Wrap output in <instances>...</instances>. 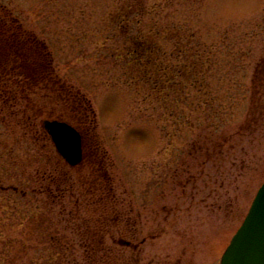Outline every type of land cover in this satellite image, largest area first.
<instances>
[{
	"label": "rangeland",
	"instance_id": "obj_1",
	"mask_svg": "<svg viewBox=\"0 0 264 264\" xmlns=\"http://www.w3.org/2000/svg\"><path fill=\"white\" fill-rule=\"evenodd\" d=\"M145 2L155 7L138 25L130 21L128 35L149 36L155 25L162 35L189 42L191 38L193 45L201 44L200 51L204 46L213 51L209 58L208 49L202 51V61H209L210 68L204 78L197 76L184 109L199 125L194 129L181 120L175 123L172 116L163 121L160 107L150 105V83L143 68L133 62L126 65L118 57L126 38L117 20L129 1L0 0L1 12L44 43L53 75L90 101L96 115L89 138L94 142L96 136L100 142L114 193L102 190L107 181L101 169L90 163L69 166L46 142L55 172L68 169L70 180L61 187L73 190L74 197L67 191L56 204L52 200L43 224L31 217L44 207L47 173L54 172L53 167L28 169L30 175L37 173L36 180L27 189L33 193L22 200L0 190V264H45L49 255L51 264H83L85 247L77 229H86L90 237L102 231L106 247H114L112 253L120 256L119 264H134L135 257L138 264H220L264 181V0ZM171 41L168 49H173ZM190 77L180 86L192 87ZM34 98L43 112L38 123L67 110L56 94L38 93ZM204 99L210 109H202ZM195 104L200 106L191 112ZM23 106L13 108L16 114L6 119L21 118ZM32 134H24L15 122L0 124V156L11 149L15 159L0 157V171L29 167L42 143L34 142ZM56 160L62 164L56 165ZM95 178L98 187L89 193L87 187ZM20 179L2 175L0 187L25 190ZM76 199L80 208L74 216L79 217L71 218L68 213ZM56 233L62 241L53 243L48 236Z\"/></svg>",
	"mask_w": 264,
	"mask_h": 264
},
{
	"label": "trees",
	"instance_id": "obj_2",
	"mask_svg": "<svg viewBox=\"0 0 264 264\" xmlns=\"http://www.w3.org/2000/svg\"><path fill=\"white\" fill-rule=\"evenodd\" d=\"M126 1L130 2L128 3V8L124 11L125 13L123 12L118 15L117 20L119 21L117 27L126 38L124 43L126 48L123 49V54H120V56L118 54V57H123L126 65L133 62L143 68V74L150 83V105H157L160 107L158 109L161 111L163 121H167V118L172 116L175 117V123L177 120H181L187 128L194 129L199 125L187 118L184 109L188 104V99L192 97L191 93L195 87V81L198 80L197 76L201 75L204 78V73L208 72L210 68L209 61H202L203 57H206V55L202 54V51L208 49V58L211 57L210 54H213V51L210 47L207 48V46H204V50L200 51L201 44L193 45L191 38L189 42V39L174 40L175 38L173 39L172 36L162 35L161 30L155 25L150 27L149 36L141 32L128 35L130 21H136L135 23L138 25L142 21L147 10L150 9L151 11V8L155 6L150 5V8H148L145 0ZM5 21H10V23L6 24ZM138 21L139 23H137ZM31 32L26 31L22 23L13 19L10 14L0 11V124L15 122L22 128L24 134L34 132L31 136L34 142H42L38 145V148L35 149L33 157L30 158L32 161L28 164V168L24 167L21 171L10 173V170L3 167L4 169L0 171V177L3 175L15 180H21L20 177L23 178V187L27 188H25V190H20L17 185H9L5 188L0 187V190L4 192H13V194L18 195L20 200H22L28 193H33V191L27 189L28 185L36 180L35 175L37 173L33 174L31 172L30 175L28 171L29 168L33 165L41 167H43V165L46 167L50 165L55 172L56 167L51 165L53 163L52 159L54 160V158L49 155L45 144L46 142L51 143L50 138L43 127H41L42 123H40V121L39 123L37 122V118L41 117L43 112L36 104L34 95L41 93L44 97H50L56 94L59 101H61L64 106H67L65 107V109H67L66 111H60L53 119L65 121L80 132L82 136L83 160L79 166L84 165V163H90V166L96 167L97 170L101 169L102 179L107 181V184L102 186V190L105 188L108 193L114 195L111 191V177L105 170L107 168H105L104 154L100 149V142L99 140L96 142L95 134L93 135L95 136L94 142L91 140L92 137L89 138V133L95 132L93 123L95 122L96 115L91 107L90 101L78 90L73 91L68 84L61 82L53 75L51 60L49 58L50 54L45 50L46 47L44 43L37 38L35 33ZM170 41L173 42V49H168ZM189 75H191L192 87H187L185 84L184 87H181L180 81L186 76L189 77ZM203 89L207 90L206 88ZM203 89L201 88L200 92ZM210 92L211 91L207 90L206 94H203L208 98L211 96ZM170 97L172 98V103L168 102V100L171 99ZM179 103H182L183 107L178 105ZM22 104L25 106L21 107V109H23L20 111L21 118L11 119L12 121L7 120L6 117L8 118L16 114L15 111H12L13 108ZM200 104L204 110L210 109L211 107L207 99L202 100ZM200 104L191 106L192 109L190 111L192 112L198 109ZM9 108H11L10 111ZM171 108H174V111H172ZM152 109L154 110V107H152ZM181 114H183L182 117ZM45 119L42 118L41 120L43 121ZM89 145L93 146V149L89 148ZM11 152V149L4 151L1 153L0 157H7L10 161L14 162L15 159L11 158ZM56 158L61 160L58 154ZM60 163L62 164V162H57L56 160V165H60ZM64 166L67 165L65 164ZM51 168L48 170H51ZM54 172H51V174L47 173L49 179L45 190L47 191V196L43 201L44 207H42L41 213H38L40 216L37 214L31 217L33 219L39 217L43 224L47 221V215L45 214H48L47 210H49L48 208L52 200L56 204L60 198L66 195L65 192L69 189V187H61L63 182H67V179L70 180L64 168H57L56 172ZM17 175L18 177H16ZM25 176L27 179L24 180ZM97 178L94 179L90 186L87 184V192L89 191V193H91L94 187H98L95 183ZM79 183L83 185L85 182L82 180L79 181ZM52 184L55 186L53 187ZM50 187H53L55 192ZM68 195L74 197L73 190L72 192L68 191ZM16 201L18 200H14V202ZM77 201L78 199H76L72 207L74 210L68 213V216H71V218L79 217L74 216V213L77 214L80 208L79 202ZM116 217L117 216H115V218ZM43 226L46 229V226ZM77 235L81 240L79 243L85 247L83 254L85 262H83V264H119L118 260L120 256L117 253H112L114 247H106L105 234L102 231L96 232L94 237H90L86 229L81 231L77 229ZM48 237L53 243L62 241V238L58 237L57 233L54 235L49 234ZM121 240L122 239L119 240L121 243L129 242ZM94 242L96 244H94ZM133 248L136 249L137 246ZM62 249L65 248H60V252H62ZM46 259L45 264L52 263L50 255L49 258ZM133 261L135 262L134 264H138L137 257H135ZM122 264L132 263L123 261Z\"/></svg>",
	"mask_w": 264,
	"mask_h": 264
},
{
	"label": "water",
	"instance_id": "obj_3",
	"mask_svg": "<svg viewBox=\"0 0 264 264\" xmlns=\"http://www.w3.org/2000/svg\"><path fill=\"white\" fill-rule=\"evenodd\" d=\"M56 152L70 166L83 158L80 133L60 120L42 121ZM220 264H264V181L258 188L241 225L224 250Z\"/></svg>",
	"mask_w": 264,
	"mask_h": 264
},
{
	"label": "flooded vegetation",
	"instance_id": "obj_4",
	"mask_svg": "<svg viewBox=\"0 0 264 264\" xmlns=\"http://www.w3.org/2000/svg\"><path fill=\"white\" fill-rule=\"evenodd\" d=\"M123 244L129 245V243H128V242H125V243L123 242Z\"/></svg>",
	"mask_w": 264,
	"mask_h": 264
}]
</instances>
